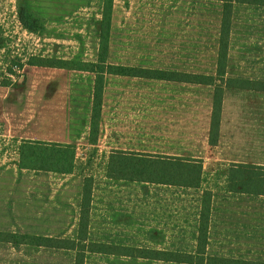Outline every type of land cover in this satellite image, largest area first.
<instances>
[{
  "label": "rangeland",
  "instance_id": "obj_1",
  "mask_svg": "<svg viewBox=\"0 0 264 264\" xmlns=\"http://www.w3.org/2000/svg\"><path fill=\"white\" fill-rule=\"evenodd\" d=\"M195 2L204 4L191 1ZM72 3L83 5L84 8L92 5V12H86L84 8L72 11L69 7ZM102 3L103 0H0V138L8 131L11 136L22 134V103L17 96H21L23 92L37 93L35 85L39 84V77L47 73L46 69L50 73L58 70L28 66L27 62L31 57L78 60L84 63L95 61L93 64H97L98 54L92 48L93 28L100 29L99 9ZM147 3L165 6L168 0H129L127 4L124 0H113L114 5ZM24 4L37 21L31 34L24 31L20 24V13L22 19H25ZM206 4L220 5L210 2ZM260 8L252 7L250 12L237 11L236 20H264V9ZM86 25L89 27H83ZM85 53L87 56H84ZM164 57L147 56L153 61V65L160 67H166V62H161ZM238 57L228 56L227 70L264 69V56H241V65H238ZM183 58L185 61V57L180 59ZM190 58L191 70L202 69L209 73L215 68L216 56ZM179 67L182 68L183 64L180 63ZM258 78V72L252 74V79ZM55 79L64 81L65 85H85L88 82L83 74L74 73H60ZM233 81L235 85L241 83ZM7 98L13 101L7 103ZM6 141L0 140V178L7 176V182L0 185V199L9 202L4 206L3 215H0V225H4L9 231L33 233L77 243L82 192L87 184L91 195L88 242L85 246H108L109 252L115 254L128 249L125 254L131 257L86 253L84 264H179L153 260L152 252L195 253L201 201L203 195L208 194L210 209L206 255L248 259L246 231L237 229L238 222H232L243 218L239 215L243 204L241 206L237 199L238 193L246 190H230L227 164L215 161L213 156L192 162L201 165L199 188L172 186L169 193L163 184L156 182L166 178L170 181L174 179V172L168 165L138 163L139 157L118 158L127 159L133 171L123 175L125 179L116 182L118 179L109 178V173L115 171L117 165L109 169V159L106 161L107 158L102 154H96L99 148L89 146L86 142H76L75 168L66 177L30 170L18 173L19 171L15 172L19 161L18 139L11 140L6 147H2L1 144ZM97 145L101 148V144ZM11 165H14L12 177L7 169ZM140 172L147 173L141 175ZM128 178L143 184H134L137 186L135 192L142 194L139 193L137 201L130 195L134 193V187L128 185V182H132ZM109 195H113L114 199H109ZM45 249L48 250L0 245V264H73V254L69 251ZM2 250H7L6 255H1Z\"/></svg>",
  "mask_w": 264,
  "mask_h": 264
},
{
  "label": "crops",
  "instance_id": "obj_2",
  "mask_svg": "<svg viewBox=\"0 0 264 264\" xmlns=\"http://www.w3.org/2000/svg\"><path fill=\"white\" fill-rule=\"evenodd\" d=\"M128 1L124 0L126 4ZM191 1L168 0V4L162 6L155 3L114 5L112 0L107 64L214 77L215 68L209 73L202 69L191 70L190 56H218L222 6ZM69 7L72 11L84 8L76 3ZM251 9L250 6H233L232 9L227 56H239L238 65L242 64L241 56H264V20H236L237 11L250 12ZM83 10L92 12V5ZM99 10L102 13L103 3ZM93 29L92 48L98 54L100 29ZM147 56H165L161 62L165 61L166 67L153 65ZM181 57H185V61ZM241 69L226 70L225 79L241 81V86L223 88L218 139L214 146L209 144L213 86L107 73L103 78L97 142L90 145L95 74L61 69L51 73L46 69L47 73L40 75L39 84L35 85L37 93L23 92L17 96L22 103V134L3 133L0 140L7 141L1 146L6 147L14 139H18V145L34 142L75 147L76 142H86L99 148L96 154H102L106 161L122 157L202 160L213 156L215 161L227 164L228 172L251 171L257 174L258 186H249L246 192L238 193L237 200L241 206L243 204L239 215L243 218L232 222H238L237 229L246 231L248 259L244 261L264 263V69ZM256 72L260 78L255 80L252 74ZM60 73L83 74L88 82L65 85L64 81L55 79ZM258 81L263 83H256ZM12 101L6 99L7 103ZM97 144H101V148ZM7 169L12 177L14 165ZM15 172L24 171L16 166ZM6 182L7 176H2L0 185ZM128 183L134 187L130 195L137 201L141 192H135L134 184H143L134 180ZM163 185L170 193L172 186ZM108 198L114 199L113 195ZM8 202L0 199V215ZM0 232L20 234L9 231L4 225H0ZM21 235L47 237L33 233ZM0 245L48 250L3 242ZM69 252L73 254L74 264L75 254ZM6 253L7 250H2L1 255Z\"/></svg>",
  "mask_w": 264,
  "mask_h": 264
},
{
  "label": "trees",
  "instance_id": "obj_3",
  "mask_svg": "<svg viewBox=\"0 0 264 264\" xmlns=\"http://www.w3.org/2000/svg\"><path fill=\"white\" fill-rule=\"evenodd\" d=\"M210 3H218L222 6L221 27L219 37V51L215 60V76H201L193 74H175L163 70H150L144 68H130L121 65H107V50L108 40L111 26V5L112 0H103V10L101 13L100 32H99V50L97 57V64L84 63L78 60H61V59H43L37 57H31L27 65L36 66L42 68H54L70 71H83L95 74L92 113L90 121V132L88 143L95 145L98 136V127L102 106V93H103V75L105 73L138 77L144 79H158L169 81H182L191 84L208 85L214 87V93L212 98V112L209 130V144L214 146L217 143L219 124L222 109V94L223 88H233L234 86H241L240 84H234L231 79H225L227 70V51L228 40L230 33V23L232 20L233 6H250V7H264V0H194ZM23 12L25 19H22L20 13V24L24 31L29 34L34 32L35 22L37 21L30 13L26 4H24ZM19 161L17 166L21 170H31L40 172H51L59 175L71 174L75 167V149L74 146H61V145H47L44 143L34 142H22L19 145ZM138 163H152L157 165H165L172 169L174 172L173 180H159L161 184L171 186H182L187 188L196 189L199 188L201 181V165L192 164L196 160H180L162 158H139ZM164 162V163H163ZM117 165V166H116ZM116 170L109 173V178H116L118 180L123 178L125 174L132 172V166H130L127 159L115 160L109 159V169L114 168ZM129 170V171H128ZM139 173V172H137ZM147 172H140V174H146ZM257 174L251 171H242L234 174L233 170L230 171L229 184L232 192L242 191L249 189V186L257 187L258 178ZM133 180L132 178H128ZM151 181V180H145ZM162 181V182H160ZM87 183V182H86ZM90 187L86 184L82 192V200L80 205V217L78 222V240L75 243L70 240L52 239L41 236H29L13 233H1L0 242L10 243L15 246H29L34 248H49L58 250H67L74 252V264H84L86 253H110L109 247L104 245L85 246L88 242V213L90 210ZM209 209L210 201L209 195L204 194L201 201V211L199 213L198 222V235H197V247L194 254H178L174 252H152L154 255L151 259L163 262H172L179 264H264L260 262H248L237 259H227L211 257L206 255V244L208 239V222H209ZM125 250L120 254L110 253L118 256H128ZM131 257V256H128Z\"/></svg>",
  "mask_w": 264,
  "mask_h": 264
}]
</instances>
